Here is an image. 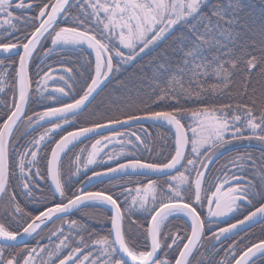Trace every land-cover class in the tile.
<instances>
[{
  "label": "snow or ice",
  "instance_id": "6c2138e0",
  "mask_svg": "<svg viewBox=\"0 0 264 264\" xmlns=\"http://www.w3.org/2000/svg\"><path fill=\"white\" fill-rule=\"evenodd\" d=\"M169 38L147 71L116 79ZM54 53L67 75L42 66ZM73 53L84 62L72 66ZM57 79L64 86L49 92ZM8 91L0 264L44 256L40 264H264V240L243 237L213 258L222 238L264 222V0L259 8L255 0H0V93ZM33 103L43 110L29 113ZM148 123L171 133L157 152L163 160L143 158L155 149ZM94 136L90 150L73 153ZM109 145L119 149L105 152ZM134 176L165 179L115 183ZM105 180L122 190H88ZM99 207L111 213L97 218L106 234L89 223ZM55 220L67 234L57 227L46 237L57 238L54 247H30L24 238Z\"/></svg>",
  "mask_w": 264,
  "mask_h": 264
},
{
  "label": "trees",
  "instance_id": "16d2710c",
  "mask_svg": "<svg viewBox=\"0 0 264 264\" xmlns=\"http://www.w3.org/2000/svg\"><path fill=\"white\" fill-rule=\"evenodd\" d=\"M255 2L257 4V8H259V0H255ZM171 43H172V38H169V40H167L164 43H162L161 45H159L154 51L149 52L147 55H144L141 58H138V61L135 64L128 66L126 68V70H124L116 79L124 80V79L132 76L133 74H137V73L140 72L142 66L144 67V70L147 71L148 70L147 69L148 62L153 57L157 56L160 51H162L163 49L167 48L168 45L171 44ZM47 46H51L50 42L48 43ZM58 52H59V50H57V53ZM90 52H91V50H86V54L85 55L89 59H94V53H92L91 55H87ZM57 53H54L53 57H51V58H42L43 60L46 61V63L42 64V66L45 68V70H47V65H51L52 68L55 69V71L52 72L53 76L67 75V74H65V73H63L61 71V65L59 63H57ZM72 57H73L72 66H75V62H76L77 59H79L80 63L84 62V57L79 56L78 53H73ZM14 59L18 60L17 57H14ZM37 63H38L37 60H33L31 66H30V75H31L33 81L38 79V77L36 76V72H37L36 65H37ZM17 67H18V65H17ZM10 71L12 72V75H14V70H10ZM10 78L11 77H9V79ZM114 84H115V80L113 81L112 84H110L108 86V88L105 89V92L110 91ZM58 86H64L63 82L59 81L58 79L57 80L48 81L47 87H48L49 92H51L52 89H54L55 87H58ZM32 87L33 88L36 87L35 82L33 83ZM46 95H47V93H46ZM55 95H59V94L55 93ZM11 96H12L11 91H8L7 95H5L3 93H0V100H4V101H6L7 103L10 104L11 103ZM64 99L67 102H71L70 98H68V97H65ZM45 103H51V102L50 101H45ZM32 110H43V109L39 108L35 103H33L30 106V108H29V113H31ZM5 111H7V108H5L2 105H0V117H3ZM0 122H2V121H0ZM78 126L79 125H74V126H71V127L65 126V132L63 134H65L67 131H71V130L77 129ZM146 127L149 128V131L152 134V137L155 138V149H154V151L151 154L148 153V152H143L142 153L143 158L145 160H149V159L163 160V157L162 156H158L157 152L161 150L162 145L164 144L165 140L170 139L171 133H168L166 131V128H158V127L152 126L151 124H146ZM21 131H23V125L22 124H21L20 129L15 133V135L19 136ZM40 131H42V129H40ZM108 134H110V133H108ZM105 135H107V134H105ZM99 138L100 137L97 136V137H94V138H91L89 140H86V141L82 142L81 144L78 145V147L73 149V153H78L79 149L81 147H85V146H87L89 148V150H90V145L95 142V139H99ZM56 139H59V134L56 136ZM114 147L117 150L119 149V145H115V146L114 145H109L108 148L104 149V151L105 152L111 151V150H113ZM150 147H151V145H150ZM102 155H103V153H102ZM65 164H67V159L65 160ZM98 170H103V169L101 168V169H98ZM88 174L90 175V172ZM150 178L151 179H158L161 182H163V180L165 179V177H145V176L136 177V176H134V177L131 178V182H126V181H128L129 178L125 177L124 180H118L115 183H117L118 185H120L122 187L134 188V187L137 186V182H142V183L146 184L147 180L150 179ZM41 183H43V182H41ZM122 187H113L106 180L103 184L96 183V184L92 185L89 188V190H92V191L103 190L107 194L110 191L112 194L115 195V194H118L122 190ZM121 200H123V196H121ZM90 211L94 212L93 219L89 221V223L91 224L92 228L96 229L97 231H100L102 234H106L107 230H108V226L107 225L102 226L101 223L98 222L97 218L103 219L106 216L111 215L109 209L106 208V207H99V208H97L95 210H90ZM204 212H205V215H206L207 208L204 209ZM80 215L81 214L78 213V214H76V216H71L70 219H76ZM237 218L242 219L243 216L241 215V216H239ZM133 219L134 220L135 219H139L140 222H143L142 217H139V218L138 217H133ZM5 222L8 223V226L10 228H12L13 230H15V229L20 227V225L15 224V223L11 222L10 220H7ZM231 222H235V220H232ZM174 224L178 225L180 227V229L183 230L184 225H183V223L181 221H174ZM61 226H63L64 231L67 234V232H68L67 225L66 224H62L61 220H56L54 223L49 224V226L47 228H44V230L42 232H40L39 236H37L35 239H31L28 242L29 246L30 247L34 246L36 244L37 240H39L41 244H48L49 248L54 247L55 243L59 242L57 240V238L55 236H53L52 240L49 241V240L46 239V237H48L50 235V230L55 229L57 227H61ZM220 226L226 227L227 224L226 223H221ZM173 230H175V229H173ZM241 237L244 238V242L245 243H247L248 241H251V242L255 243V242H259L260 240H264V222L259 223V224L255 225V226H253L252 228L239 233L238 236H232L230 239H223L222 243H217L216 244V248L219 249V253L218 254H214L213 258L215 260L223 259L225 251L228 249V246L233 242V240H239ZM42 238H44V239H42ZM205 246L207 247V244ZM41 259H47V257L46 256H44L42 258L38 257L37 261H36V264H40ZM256 264H261V261L257 260Z\"/></svg>",
  "mask_w": 264,
  "mask_h": 264
},
{
  "label": "water",
  "instance_id": "95a60500",
  "mask_svg": "<svg viewBox=\"0 0 264 264\" xmlns=\"http://www.w3.org/2000/svg\"><path fill=\"white\" fill-rule=\"evenodd\" d=\"M29 71H30V69H29ZM148 124H150V123H148ZM76 129H74V130H71V131H75ZM102 132H103V134H107V133H110V130L109 129H103L102 130ZM66 134V133H65ZM94 137H97V136H94ZM94 137H90V138H82V141L84 142V141H86V140H89V139H91V138H94ZM81 144V143H80ZM152 177H155V176H152ZM160 177H163V176H160ZM106 181V180H105ZM96 183H98V182H95V181H93V183H92V185H94V184H96ZM91 185V186H92ZM90 187V186H89ZM88 187V188H89ZM107 194V193H106ZM107 208V207H106ZM56 221V220H55ZM257 224H259V223H257ZM257 224H255V225H257ZM254 225V226H255ZM253 227V226H252ZM252 227H250V228H252ZM249 227H247V226H245L244 227V229L242 230V231H239V233H241V232H243V231H246V230H248V229H250ZM27 242H29L32 238H28V237H25L24 238ZM223 239V238H222Z\"/></svg>",
  "mask_w": 264,
  "mask_h": 264
}]
</instances>
